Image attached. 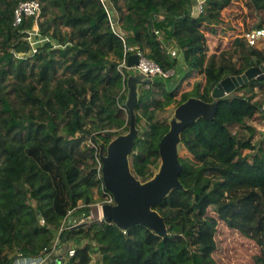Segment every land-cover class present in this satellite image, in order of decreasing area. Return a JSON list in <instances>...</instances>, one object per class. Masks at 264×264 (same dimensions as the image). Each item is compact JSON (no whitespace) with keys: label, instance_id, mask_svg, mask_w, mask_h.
<instances>
[{"label":"trees","instance_id":"16d2710c","mask_svg":"<svg viewBox=\"0 0 264 264\" xmlns=\"http://www.w3.org/2000/svg\"><path fill=\"white\" fill-rule=\"evenodd\" d=\"M21 1L0 0V63L7 60L0 69V264L45 255L64 222L89 217L91 207L103 202L98 155L129 132V80L136 73L141 77L131 83L139 136L130 164L142 183L151 180L161 164L160 141L170 130L156 111L175 100L195 72L201 75L196 98L217 111L181 135L178 151L192 156L180 158L183 189L172 190L155 208L168 234L94 220L64 229L60 241L75 247L70 264H220L221 233L228 231L254 243L260 249L256 262L264 264V147L256 151L252 137L238 138L231 130L255 132L248 122L264 104V80L212 97L222 80L264 65V39L251 46L237 36L209 53L202 29L220 23L234 0H204L198 15L192 12L195 0H39L41 16L14 28ZM250 7L257 18L253 27L263 28L264 0H250ZM34 26L36 49L24 40ZM119 32L127 45L174 73L146 88L147 78L134 67L121 71ZM17 40L24 48L9 51ZM21 50L30 56L18 58Z\"/></svg>","mask_w":264,"mask_h":264},{"label":"water","instance_id":"95a60500","mask_svg":"<svg viewBox=\"0 0 264 264\" xmlns=\"http://www.w3.org/2000/svg\"><path fill=\"white\" fill-rule=\"evenodd\" d=\"M138 61L137 55H130L128 67H134ZM253 79L264 80V65L251 67L240 76L222 80L213 89L212 97L224 98ZM133 80L136 79L129 80L131 93L127 102L130 113L129 132L111 141L106 150H100L104 186L115 201L114 205L102 206L103 216L105 221L114 223L119 229L128 230L136 225H143L165 237L168 234L167 225L155 208L172 190L183 189L180 181L183 167L178 151L181 135L199 119H213L217 106H210L196 97L179 105L175 111V119L170 122V130L159 144L160 169L151 180L142 183L133 174L130 164V156L134 154L135 141L139 136L135 114L138 94L137 88L131 83ZM150 82L146 80L143 83ZM81 226L84 225H79Z\"/></svg>","mask_w":264,"mask_h":264},{"label":"rangeland","instance_id":"374dc122","mask_svg":"<svg viewBox=\"0 0 264 264\" xmlns=\"http://www.w3.org/2000/svg\"><path fill=\"white\" fill-rule=\"evenodd\" d=\"M203 1L204 0H195L194 4H192V12L195 15L200 14L199 4ZM252 12L250 0H234L231 7L223 11L220 23L203 27L202 29L207 37V47L209 48V53L214 52L218 47L221 48L229 45L237 36L242 37L249 29L254 28L253 23H256L257 18L252 14ZM37 31L38 28L34 26L33 31H30V33H32L31 36L24 38V40L28 41V45L32 49H36V46L40 42V38L36 36ZM22 40L13 41L9 51L13 52L15 47L23 49L25 44ZM261 46L264 47V43H262ZM169 48L173 49V46H169ZM16 56L18 58H23L29 57L30 54L21 50ZM6 63L7 60H4L3 63L1 62L0 69L3 65H6ZM140 77L141 76L136 73L135 78L138 80ZM200 81L201 75L196 72L193 73L182 83L180 89L178 90V96L175 100L165 103L160 109H158V111H156V116L159 119H166L169 122H172L175 119V111L179 105L185 103L190 98L196 97L197 86ZM259 100H263L264 102V95L259 96ZM248 125L250 127H255L256 130L253 134L247 129H240L238 127H232L231 130L238 138L252 137L253 144L255 145L257 151L259 146L264 147V115L261 112H258L255 118L249 120ZM142 128H144V124H142ZM127 133L128 132L125 134ZM179 156L182 159L192 158V156L185 149L180 150ZM159 169L160 166L155 170V174L158 173ZM94 194L96 199H102L98 189H94ZM106 197L104 198L105 200ZM104 199L102 200L103 202ZM101 204V202H98L91 207V214L94 217L98 215V209ZM57 233L56 238L58 236ZM221 239V246L218 250V259L220 264H257L256 256L259 255L260 249L254 245V243L241 237L239 234L228 231L221 233ZM67 245L69 247H73V244L64 245V243H61V248H65V250H67ZM16 254V252H12L11 256L13 257ZM94 256L97 260L98 254H95Z\"/></svg>","mask_w":264,"mask_h":264},{"label":"built area","instance_id":"2783aa9c","mask_svg":"<svg viewBox=\"0 0 264 264\" xmlns=\"http://www.w3.org/2000/svg\"><path fill=\"white\" fill-rule=\"evenodd\" d=\"M200 3V2H199ZM204 7V1L199 4V10L200 13L203 11ZM42 4L39 0H24L19 3L17 8L14 11L13 15V23L12 26L14 28L20 26L25 19L30 17H36L38 18L41 13ZM112 27L114 31L116 32V28L114 27V23L112 24ZM118 32V31H117ZM120 33V32H119ZM158 34V32H156ZM120 37L124 42V57L122 59L121 64L119 65V69L122 71L123 68L128 66V57L130 55H137L139 61L138 64L134 66V69H136L138 72L143 74L147 80H150L153 82L158 77L168 78L174 73V70L165 72L156 62L146 57L144 52L140 49H138L136 46L127 45L125 42V36L123 33H120ZM244 38L251 46H256L260 41L264 39V27L263 28H252L248 30L246 33H244ZM172 56H176V51L172 52ZM150 82V83H151ZM150 83H147L145 85L146 88L149 87ZM260 112L264 115V106H262ZM98 177L102 179L103 181V163L100 158V153L98 155ZM102 191L106 194V200L104 199V202L99 206L98 209V215L94 217L92 214L89 217H82L79 221L72 220L70 222H64L62 227L58 231V236L55 239V241L52 243L51 247L49 249H46L45 255L34 259V262L32 264H59L65 263V261H69V259L74 256L75 254V247L67 248V250L63 253L58 252L59 246L61 245L60 241V234L61 232L66 228H78L79 225H85L86 223H89L91 221L97 220L99 222L105 221L103 216V210L102 206L105 204L114 205L115 201L113 196L105 189L104 182L102 184ZM71 214V211L68 213ZM94 218V219H92ZM40 221L42 224H45V219L43 217H40ZM125 231V230H124ZM56 255L58 256V259L55 258ZM90 264H96V261L93 260Z\"/></svg>","mask_w":264,"mask_h":264},{"label":"crops","instance_id":"0c3cea01","mask_svg":"<svg viewBox=\"0 0 264 264\" xmlns=\"http://www.w3.org/2000/svg\"><path fill=\"white\" fill-rule=\"evenodd\" d=\"M69 244H70V243H69ZM70 247H71V246H70ZM65 251H66L65 248H61L60 253H63V252H65ZM58 256H60V255H56L55 258L58 259ZM33 262H34V260H28V259H17L13 264H32ZM59 264H69V261H68V262L65 261V263H61V261H60Z\"/></svg>","mask_w":264,"mask_h":264}]
</instances>
